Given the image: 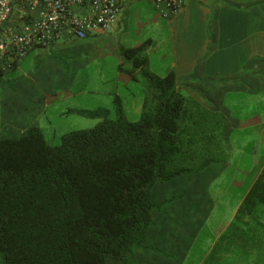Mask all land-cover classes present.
Returning a JSON list of instances; mask_svg holds the SVG:
<instances>
[{
    "label": "trees",
    "instance_id": "16d2710c",
    "mask_svg": "<svg viewBox=\"0 0 264 264\" xmlns=\"http://www.w3.org/2000/svg\"><path fill=\"white\" fill-rule=\"evenodd\" d=\"M145 46L123 50L134 60L129 73L140 69L147 81L139 120L125 116L116 95L114 119L104 108L72 109L104 120L58 145L38 126L0 138V264H135L153 211L175 198L156 201L155 184L221 162L213 153L224 137L222 115L184 94L174 70H149ZM262 203L264 167L236 217Z\"/></svg>",
    "mask_w": 264,
    "mask_h": 264
},
{
    "label": "rangeland",
    "instance_id": "374dc122",
    "mask_svg": "<svg viewBox=\"0 0 264 264\" xmlns=\"http://www.w3.org/2000/svg\"><path fill=\"white\" fill-rule=\"evenodd\" d=\"M230 1L206 0L203 13L208 18L206 26L210 33H229V15L242 16L244 5L235 0L233 9ZM124 5L120 21L112 29L93 32L83 39L63 37L26 56H11L14 66L6 67L0 74V138L20 137L38 126L49 144L58 145L62 135L94 127L104 120L72 109L104 108L109 111L108 118L114 119L117 117L116 95L121 98L125 116L132 121L139 120L147 81L140 69L134 73L135 77L129 73L134 60L124 53L125 48L145 43L148 69L161 76L174 70L178 87L182 84L181 74L172 65L173 47L181 39L174 27L178 17H165L151 0H125ZM255 6L254 10L264 14L263 2ZM237 31L243 33L245 26L237 25ZM237 64L232 61V68ZM227 68L229 65L223 66V70ZM192 87L180 90L207 107L219 110L224 121V137L213 156L225 163L215 165L216 173L212 174H216V181L220 183L212 184L218 187L216 193L219 194L214 197L218 211L214 217L222 219L223 211L236 206L264 165V87L231 89L225 74L205 81L201 90L197 85ZM183 177L157 182L154 197L159 198L158 191L181 190ZM255 209L261 210L254 218L264 223V203ZM111 261L106 264H116Z\"/></svg>",
    "mask_w": 264,
    "mask_h": 264
},
{
    "label": "crops",
    "instance_id": "0c3cea01",
    "mask_svg": "<svg viewBox=\"0 0 264 264\" xmlns=\"http://www.w3.org/2000/svg\"><path fill=\"white\" fill-rule=\"evenodd\" d=\"M184 1V7L170 17H178L174 27L181 37L173 47L175 60L172 62L181 74L180 89L191 90L197 85L201 90L205 81L220 74L229 77L231 89L263 88L264 14L253 8L264 0H238L245 10L240 12V18L229 15V33L226 34L210 33L207 29L208 18L203 13L206 0ZM234 1L229 2L230 8L235 9ZM124 8L125 5L120 15ZM239 24L245 26L243 33L237 31ZM235 57H238L235 60L238 64L232 68ZM9 61L13 67L14 60ZM228 65L229 68L223 70V66ZM4 70L0 69V72ZM223 163H212L198 173L179 175L175 178L184 176L180 179L181 190L173 193L158 191V199L153 195L156 201L175 198L153 211L143 246L134 251L135 264H264V223L254 218L261 209H254L242 218L236 217L259 174L249 183L236 206L223 211L224 218L219 219L214 217L218 212L214 203V197L219 195L216 193L218 187H212V184L220 183L216 181V174H212L216 173L214 166ZM203 173L207 177H203ZM114 260L111 263L122 264L121 259Z\"/></svg>",
    "mask_w": 264,
    "mask_h": 264
},
{
    "label": "built area",
    "instance_id": "2783aa9c",
    "mask_svg": "<svg viewBox=\"0 0 264 264\" xmlns=\"http://www.w3.org/2000/svg\"><path fill=\"white\" fill-rule=\"evenodd\" d=\"M125 0H0V69L11 67V56H26L35 48L63 37L86 38L112 29ZM167 18L184 0H151Z\"/></svg>",
    "mask_w": 264,
    "mask_h": 264
}]
</instances>
